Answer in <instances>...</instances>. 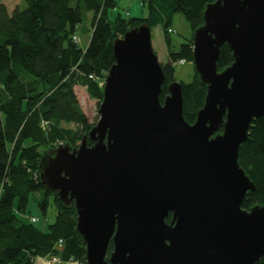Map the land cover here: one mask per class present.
I'll return each mask as SVG.
<instances>
[{
  "label": "water",
  "instance_id": "1",
  "mask_svg": "<svg viewBox=\"0 0 264 264\" xmlns=\"http://www.w3.org/2000/svg\"><path fill=\"white\" fill-rule=\"evenodd\" d=\"M223 45L233 62L218 72ZM112 53L97 122L76 148L59 145L39 164L46 191L74 204L86 264L258 262L264 207L241 208L255 187L237 159L251 121L264 119V0L206 5L192 35L206 86L193 124L179 82L158 100L165 77L146 24L115 39Z\"/></svg>",
  "mask_w": 264,
  "mask_h": 264
},
{
  "label": "trees",
  "instance_id": "2",
  "mask_svg": "<svg viewBox=\"0 0 264 264\" xmlns=\"http://www.w3.org/2000/svg\"><path fill=\"white\" fill-rule=\"evenodd\" d=\"M23 1L24 9L17 7L8 13L0 0V264H33L36 257L86 264L73 202L62 204L56 194L46 191L39 177L41 158L59 145L76 148L95 124L82 112L74 88H85L98 108L102 83L114 64L113 41L142 24L150 29L159 26L167 49V60L160 63L165 77L158 96L162 104L168 84L175 82L176 63H192L193 33L178 50H171L173 16L181 14L193 32L203 24L206 5L215 0H141L145 17H124L115 12L116 0ZM83 12L92 15L85 49L78 46L76 35ZM232 62L231 51L221 46L217 71ZM194 72L189 83L179 82L182 115L188 124L194 123L206 95V86ZM237 163L255 187L246 193L241 208L264 207L263 118L251 121L246 141L239 146ZM36 193L43 216L50 199L56 212L54 221L43 231L34 226V218L30 217L34 219L31 222L21 217L30 195ZM170 219L169 214L165 222ZM112 251L110 241L105 260ZM255 264H264V256Z\"/></svg>",
  "mask_w": 264,
  "mask_h": 264
},
{
  "label": "rangeland",
  "instance_id": "3",
  "mask_svg": "<svg viewBox=\"0 0 264 264\" xmlns=\"http://www.w3.org/2000/svg\"><path fill=\"white\" fill-rule=\"evenodd\" d=\"M6 6L8 13H11L15 8L24 9L26 3L23 0H1ZM117 9L115 12H119L122 16L131 17H145V9L141 4V0H116ZM114 12V13H115ZM91 13L83 12L82 21L76 27V35L80 38L78 46L81 49H85L87 46V41L90 38L91 33ZM170 29L171 39V50H178L182 43H185L190 39L192 35L191 27L189 23L184 19V17L177 13L173 16ZM151 44L152 48L156 54L159 63H165L167 60V49L163 40V35L161 28L159 26L151 29ZM194 67L190 62H185L184 64H177L175 66L174 79L175 82L189 83L193 77ZM74 93L80 105L82 112L88 118L90 122H97V102L88 97L85 88L76 87ZM72 127V125H70ZM40 197L38 193L31 194L27 204L25 214L22 215L24 221H28L34 218L36 226L40 230H45L46 227L54 221L55 218V208L53 206L52 200L50 199L46 214L43 216L41 211L37 207V199Z\"/></svg>",
  "mask_w": 264,
  "mask_h": 264
},
{
  "label": "crops",
  "instance_id": "4",
  "mask_svg": "<svg viewBox=\"0 0 264 264\" xmlns=\"http://www.w3.org/2000/svg\"><path fill=\"white\" fill-rule=\"evenodd\" d=\"M88 41H89V39H88ZM88 41H87V43H88ZM49 259H50L49 257H36L33 261V264H52ZM61 264H76V263H74V262H63L62 263L61 262Z\"/></svg>",
  "mask_w": 264,
  "mask_h": 264
},
{
  "label": "built area",
  "instance_id": "5",
  "mask_svg": "<svg viewBox=\"0 0 264 264\" xmlns=\"http://www.w3.org/2000/svg\"><path fill=\"white\" fill-rule=\"evenodd\" d=\"M73 41H74V42H78V38H77V37H73ZM178 64H184V61H179ZM102 85H103V83H102ZM30 221H31V222H34V219H30ZM58 244H61V241H59ZM50 262H51L52 264H61V262H60V261L58 260V258H56V257H52V258H50Z\"/></svg>",
  "mask_w": 264,
  "mask_h": 264
},
{
  "label": "bare ground",
  "instance_id": "6",
  "mask_svg": "<svg viewBox=\"0 0 264 264\" xmlns=\"http://www.w3.org/2000/svg\"><path fill=\"white\" fill-rule=\"evenodd\" d=\"M212 3V2H211ZM128 15V14H127ZM202 23H203V20H202ZM202 25V24H201ZM171 32H172V30H171ZM194 32V31H193ZM192 32V33H193ZM192 38V37H191ZM192 43V42H191ZM78 44V43H77ZM167 53V52H166ZM176 64H178V63H176ZM195 73V72H194ZM170 82V81H169ZM172 82V81H171ZM181 84V83H180ZM181 86H182V84H181ZM220 132V131H219Z\"/></svg>",
  "mask_w": 264,
  "mask_h": 264
}]
</instances>
